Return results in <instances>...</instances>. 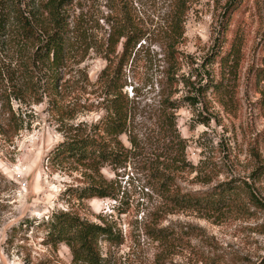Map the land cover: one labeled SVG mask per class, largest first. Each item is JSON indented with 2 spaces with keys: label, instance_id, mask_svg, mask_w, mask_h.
<instances>
[{
  "label": "rangeland",
  "instance_id": "374dc122",
  "mask_svg": "<svg viewBox=\"0 0 264 264\" xmlns=\"http://www.w3.org/2000/svg\"><path fill=\"white\" fill-rule=\"evenodd\" d=\"M69 2L64 11L85 38L67 55L53 99L41 89L36 101L23 81L24 101L0 88V264H74L64 243L45 238L47 221L61 212L121 237L120 246L99 241L107 264H264L263 207L237 191L234 206L180 210L162 186L170 180L182 194L210 193L246 182L264 205V178H251L249 154L257 139L264 158V79L253 77L264 68V0H242L228 25L223 14L232 0H182V11L179 0ZM113 14L124 15L142 36L121 67L117 52L111 62L104 58ZM179 15L184 34L173 43L166 26ZM232 42L227 65L212 60ZM116 69L129 100L127 131L103 138L125 159L97 170L47 161L56 144L89 133L104 114L103 84ZM47 74L38 76L40 86ZM187 95L196 98L195 107L166 103L179 105ZM9 107L22 119L10 121ZM90 183L106 186L113 197L64 195Z\"/></svg>",
  "mask_w": 264,
  "mask_h": 264
},
{
  "label": "trees",
  "instance_id": "16d2710c",
  "mask_svg": "<svg viewBox=\"0 0 264 264\" xmlns=\"http://www.w3.org/2000/svg\"><path fill=\"white\" fill-rule=\"evenodd\" d=\"M241 1L232 0L226 6L223 14L224 25L229 24L232 15L242 5ZM69 3V0H0V88L8 90L7 98L14 96L15 100L24 101L27 93L20 90V82L23 81L26 82V89L38 97L36 101L41 99L39 93L41 89L53 99L59 81V72L65 64L67 55L85 38L81 25L76 21L70 22L64 11V7ZM182 6V0H179L181 11ZM123 16L113 14L106 20L108 33L104 58L111 62L110 56L117 52L118 67L128 60L135 44L142 37L140 30ZM182 22V17L179 15V18L172 19L166 26L173 43L180 41L184 34ZM233 44L234 42L230 44L228 50L223 51L225 55L218 53L212 60L227 65L233 54ZM261 49L264 51V39ZM261 64L264 65V57ZM43 71L48 74L45 76V85L40 86L43 77L39 80L38 76ZM107 71L108 68L102 73ZM255 72L253 77L256 80L264 79V68H257ZM112 73L106 76L103 84L104 114L91 125L89 133L66 138L56 144L46 155L47 161L72 160L78 164H86L89 169L97 170L103 163L117 165L125 159L124 152L121 150L117 152L111 141L103 138V136L117 137L127 131L129 100L122 93L120 70L116 69ZM183 84L192 87L188 80H183ZM205 89L204 86H200L198 92L205 94L207 91ZM183 102L191 107H195L198 103L196 98L190 95L183 97L182 101L179 100V105L170 101L166 103L171 108H179ZM8 113L10 121L16 123L17 120L22 119V114H16L11 107ZM184 148L180 139L179 150L182 155ZM259 149V140L254 139L249 147V154L255 166L250 176L254 180L264 178V158L259 153ZM163 181V189L169 193V202L180 210L215 209L220 205L234 206L239 201L237 191L245 194L249 204L264 208L246 182L241 184L229 182L210 193L182 194L170 180ZM64 195L80 200L113 197L106 186L98 183L69 188ZM46 228L45 238L49 244L56 246L64 243L70 250L74 264H107L106 258L101 255L99 241L102 240L110 246H120L123 243L121 237L112 234L111 228L106 225L90 223L69 212L53 214L47 221Z\"/></svg>",
  "mask_w": 264,
  "mask_h": 264
},
{
  "label": "built area",
  "instance_id": "2783aa9c",
  "mask_svg": "<svg viewBox=\"0 0 264 264\" xmlns=\"http://www.w3.org/2000/svg\"><path fill=\"white\" fill-rule=\"evenodd\" d=\"M24 185V184H23Z\"/></svg>",
  "mask_w": 264,
  "mask_h": 264
}]
</instances>
